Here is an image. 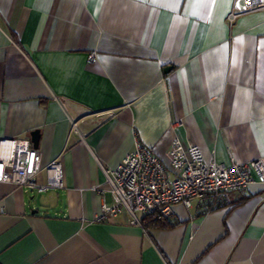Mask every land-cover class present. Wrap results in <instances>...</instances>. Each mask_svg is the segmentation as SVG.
Masks as SVG:
<instances>
[{"label":"crops","instance_id":"1","mask_svg":"<svg viewBox=\"0 0 264 264\" xmlns=\"http://www.w3.org/2000/svg\"><path fill=\"white\" fill-rule=\"evenodd\" d=\"M243 6L0 0V139L39 130L43 163L63 171L44 192L0 181V264H264L261 184L207 213L178 204L167 226L97 220L113 204L104 169L139 141L167 165L176 136L219 163L264 156V10L230 24Z\"/></svg>","mask_w":264,"mask_h":264},{"label":"built area","instance_id":"2","mask_svg":"<svg viewBox=\"0 0 264 264\" xmlns=\"http://www.w3.org/2000/svg\"><path fill=\"white\" fill-rule=\"evenodd\" d=\"M243 8L234 7L228 16L230 24L244 13L264 10V0H243ZM88 64L99 61L98 52L88 53ZM74 129L76 124H73ZM169 165L153 148L137 142L116 168H105L104 186L113 204L103 203L98 221L127 211L133 222H139L137 213L157 220L173 217L178 204L187 209L195 203L201 213L233 204V195L243 194L252 184L264 185V156L249 162L237 161L230 156V163L206 160L200 147L185 144L174 137L168 150ZM46 171L47 183L40 184L38 176ZM0 181L14 183L38 192L63 186V171L59 159L44 164L42 153L30 139H0Z\"/></svg>","mask_w":264,"mask_h":264},{"label":"water","instance_id":"3","mask_svg":"<svg viewBox=\"0 0 264 264\" xmlns=\"http://www.w3.org/2000/svg\"><path fill=\"white\" fill-rule=\"evenodd\" d=\"M171 68V66H167L165 68V71L169 70ZM40 131L39 130H34L32 133H31V136H32V142H33V145L35 148H38L39 147V140H40Z\"/></svg>","mask_w":264,"mask_h":264},{"label":"trees","instance_id":"4","mask_svg":"<svg viewBox=\"0 0 264 264\" xmlns=\"http://www.w3.org/2000/svg\"><path fill=\"white\" fill-rule=\"evenodd\" d=\"M146 218L148 219V221L145 222V220H144V222H143L144 225H145V223H146V225H149V224H154V225H159V226H167L168 225L165 221L154 219L152 216H148Z\"/></svg>","mask_w":264,"mask_h":264}]
</instances>
